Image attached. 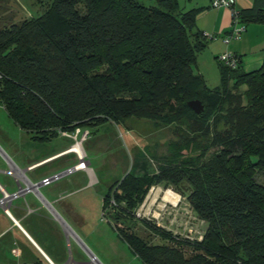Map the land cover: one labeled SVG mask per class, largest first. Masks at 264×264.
Here are the masks:
<instances>
[{"label": "trees", "instance_id": "trees-1", "mask_svg": "<svg viewBox=\"0 0 264 264\" xmlns=\"http://www.w3.org/2000/svg\"><path fill=\"white\" fill-rule=\"evenodd\" d=\"M149 1L53 0L39 18L1 29L0 104L39 142L132 119L174 128L167 156L139 153L109 187L103 217L141 264H264V62L244 73L238 57L233 71L216 59L219 84L209 87L196 73L214 40L196 29L203 9ZM259 1L238 13L243 33L264 26ZM194 101L200 116L187 106ZM160 186L207 224L200 241L137 217ZM138 225L160 243L138 236Z\"/></svg>", "mask_w": 264, "mask_h": 264}, {"label": "rangeland", "instance_id": "rangeland-1", "mask_svg": "<svg viewBox=\"0 0 264 264\" xmlns=\"http://www.w3.org/2000/svg\"><path fill=\"white\" fill-rule=\"evenodd\" d=\"M52 1L0 0V30L39 18ZM196 1L202 4L206 0H177L183 11L191 10ZM138 2L145 7L152 6L149 0H138ZM201 57H198V64L203 76L210 87L217 86L219 83L217 67L207 63V56ZM75 137L79 146L75 149L81 150V153H77L82 154L86 170L72 172L62 177L57 184L67 189L63 196L64 204L75 214L73 219H68L70 225L79 234L85 247L94 251L99 264H141L118 237L108 220L103 217L102 201L109 187L130 172L136 155L140 153L142 156H151L153 154L158 158L167 156L168 145L178 140L175 129H154L147 122L132 119L118 127L106 123L96 129H80L69 137L57 134L47 141L39 142L33 135L22 132L8 119L0 104V156L4 155L8 158L4 150L12 148L28 162L45 159L70 147L73 144L72 138ZM0 160H2L1 157ZM69 160L72 162L60 169L62 172L58 175L73 170V166L80 162L75 156ZM63 163L65 161H60L58 165ZM157 166V163H151L154 171ZM74 191L76 193L71 194ZM167 192L172 191L162 186L151 189L136 213L137 217L156 224L174 236L191 242L200 241L207 229V224L191 211L185 198L177 195L180 197L178 204L167 203L163 197L171 195ZM135 232L147 243H160L159 238L142 225H138ZM73 242L72 239L69 240L67 251H76ZM79 249L83 252L80 247Z\"/></svg>", "mask_w": 264, "mask_h": 264}, {"label": "crops", "instance_id": "crops-1", "mask_svg": "<svg viewBox=\"0 0 264 264\" xmlns=\"http://www.w3.org/2000/svg\"><path fill=\"white\" fill-rule=\"evenodd\" d=\"M255 1L234 0L233 9L237 13L250 11ZM194 3L192 9H203L196 21L197 31L214 38L200 55L207 56L209 65L217 67L218 70L216 59L223 54L238 57L244 73L254 72L263 65L264 26L247 25L238 40L224 45L222 37L235 28L231 11L223 8L212 9L211 0L202 4H198V1ZM259 4L261 10H264V0H260ZM198 62L199 59L196 73L208 85ZM72 142L70 147L33 162H28L12 148L4 150L8 158L0 156V188L9 196L16 195L10 203L8 214L0 206V264H98L94 251L85 247L81 237L69 223L68 219H73L75 214L64 204L63 196L67 189L63 185H57L61 180L48 187L41 185L43 180L61 173L60 169L72 162L73 159L69 158L75 156L77 160L76 155L71 152L72 147L78 143L77 137L72 138ZM60 161L65 163L58 165ZM85 168L78 170H86ZM74 193L76 191L71 194ZM167 193L172 195L163 196L167 203L172 202L175 205L180 202V197L175 193ZM71 239L74 241L75 252L67 251ZM90 254L95 257V263L91 261Z\"/></svg>", "mask_w": 264, "mask_h": 264}, {"label": "built area", "instance_id": "built-area-1", "mask_svg": "<svg viewBox=\"0 0 264 264\" xmlns=\"http://www.w3.org/2000/svg\"><path fill=\"white\" fill-rule=\"evenodd\" d=\"M233 7H234V0H211V8L212 9L217 10V9L223 8V9L230 10L232 13V22H233L235 28L232 30V32L230 33L229 36L224 38L223 42L225 45H228L232 40H238L240 37V34L243 33V29L237 28L238 13L233 9ZM208 38L212 40L211 37H208ZM217 62L219 64H221L223 67H225L229 70H232V71L236 70L239 66V60L236 57L229 55V54H223V55L219 56L217 58ZM76 132H79V131H76ZM61 135L63 137H69L66 134H61ZM75 147H79L77 143L75 144ZM75 155L77 157V160L80 162L73 170H71V171L69 170L67 173L62 174V175H56V176H53L51 178L45 179L42 181L41 185L43 187H48L54 183H57L62 179V177L68 176V175L72 174V172L77 171L78 170L77 168L79 167V165L80 166L85 165L82 157L78 156L77 154H75ZM0 193L2 195V199L0 200V206L3 207L4 212L6 214H8V208L10 206V203H11L12 199L16 198V195L9 196L1 188H0ZM91 261L94 262V259L91 258Z\"/></svg>", "mask_w": 264, "mask_h": 264}, {"label": "water", "instance_id": "water-1", "mask_svg": "<svg viewBox=\"0 0 264 264\" xmlns=\"http://www.w3.org/2000/svg\"><path fill=\"white\" fill-rule=\"evenodd\" d=\"M187 106L196 116H200L204 111L202 105L197 101L190 102V103H188ZM22 192L25 193V191H22ZM23 193H19V195H21ZM90 258L94 259V263L96 262V259L93 256V254H90Z\"/></svg>", "mask_w": 264, "mask_h": 264}, {"label": "bare ground", "instance_id": "bare-ground-1", "mask_svg": "<svg viewBox=\"0 0 264 264\" xmlns=\"http://www.w3.org/2000/svg\"><path fill=\"white\" fill-rule=\"evenodd\" d=\"M74 148V149H73ZM71 150L72 151H74L73 153H75V154H77L78 156H81L82 157V155H80V154H78V153H81V150H76L75 148H77V147H73ZM71 151V152H72ZM78 152V153H77ZM85 167V165H79V167L77 168V169H79V168H84Z\"/></svg>", "mask_w": 264, "mask_h": 264}]
</instances>
